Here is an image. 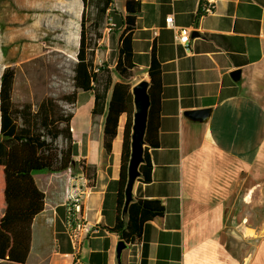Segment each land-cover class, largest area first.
<instances>
[{
    "label": "crops",
    "instance_id": "1",
    "mask_svg": "<svg viewBox=\"0 0 264 264\" xmlns=\"http://www.w3.org/2000/svg\"><path fill=\"white\" fill-rule=\"evenodd\" d=\"M139 1L132 59L148 82L153 60L159 64V146L148 148L152 179L137 176L123 218L138 198L160 200L165 212L144 223L122 264H264V222L230 226L240 192L248 204L264 200V0ZM211 3L216 8L207 12ZM170 15L173 26L167 25ZM185 28L188 46L178 40ZM73 105L74 158L93 170L87 171L94 188L83 217L97 230L74 245L63 205L70 172L38 173L45 207L33 221L25 264H119L122 238L111 228L118 217L125 117L108 153L104 115L92 114L94 93L79 91ZM206 108L205 120L186 114Z\"/></svg>",
    "mask_w": 264,
    "mask_h": 264
},
{
    "label": "trees",
    "instance_id": "2",
    "mask_svg": "<svg viewBox=\"0 0 264 264\" xmlns=\"http://www.w3.org/2000/svg\"><path fill=\"white\" fill-rule=\"evenodd\" d=\"M83 11L77 61L74 65L73 91L63 98L70 104L79 91H92L95 96L93 116L104 115L103 144L112 151L118 134L120 118L126 115L123 127L122 157L119 177L118 217L111 228L129 243L140 241L145 222L161 216L165 206L158 199L138 198L126 208V186L129 175L131 144L135 115L134 94L129 80L135 73L132 59V35L136 16L141 10L139 0L125 1V14L112 5L114 0H82ZM108 17L122 28L118 40L117 61L111 70L95 64V50L101 46L103 28ZM138 70V69H136ZM151 104L145 133L147 146L139 167L140 179H152L149 147L159 146L160 68L154 59L148 71ZM16 72L6 67L0 85V261L25 264L32 245V225L45 207V193L39 188L35 175L61 173L79 169L74 158V138L71 126L73 112L60 105L54 96L38 103L19 106L13 99ZM59 139L62 145H59ZM91 174L93 171L87 167Z\"/></svg>",
    "mask_w": 264,
    "mask_h": 264
},
{
    "label": "rangeland",
    "instance_id": "3",
    "mask_svg": "<svg viewBox=\"0 0 264 264\" xmlns=\"http://www.w3.org/2000/svg\"><path fill=\"white\" fill-rule=\"evenodd\" d=\"M121 1L114 0L112 8L122 14ZM82 11V0H0V85L4 69L13 68L16 72L13 99L19 106L32 104L37 109L41 100L54 96L66 110H73L74 105L63 96L73 91ZM113 22L108 17L101 46L95 50V64L111 70L117 61L122 30ZM141 78V72L135 69L129 80L131 87ZM58 144L62 145L61 139ZM240 193L232 208L230 226L241 223L246 229L262 224L264 200L261 204H248L245 193Z\"/></svg>",
    "mask_w": 264,
    "mask_h": 264
},
{
    "label": "built area",
    "instance_id": "4",
    "mask_svg": "<svg viewBox=\"0 0 264 264\" xmlns=\"http://www.w3.org/2000/svg\"><path fill=\"white\" fill-rule=\"evenodd\" d=\"M215 3L206 7L207 12H214ZM173 15L167 17V25L173 26ZM114 24V23H113ZM178 40L188 46L190 31L185 28ZM70 172L63 193V205L66 209V230L74 245H78L85 238L97 230V225L83 217V206L86 198L94 188L93 178L86 170L84 163L80 164L79 171Z\"/></svg>",
    "mask_w": 264,
    "mask_h": 264
},
{
    "label": "water",
    "instance_id": "5",
    "mask_svg": "<svg viewBox=\"0 0 264 264\" xmlns=\"http://www.w3.org/2000/svg\"><path fill=\"white\" fill-rule=\"evenodd\" d=\"M193 34H198V32H193ZM232 76L235 80L240 79L241 70L237 69L232 72ZM134 94L135 103V115H134V125L132 134V144H131V158L129 163V175L128 182L126 186V202L130 199L132 185L140 174L139 167L144 160V152L147 146L145 141V133L147 129V121L149 115V107L151 104V96L149 93V82L147 80H142L136 83L132 88ZM189 117L193 119L205 120L210 114V109H198L191 110L186 113ZM129 242L125 239H120L116 247V256L119 264H122L123 252L128 248Z\"/></svg>",
    "mask_w": 264,
    "mask_h": 264
}]
</instances>
